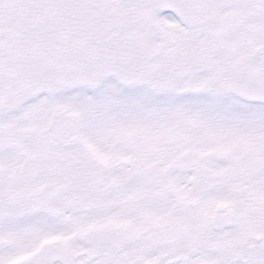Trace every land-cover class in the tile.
I'll return each instance as SVG.
<instances>
[{
	"label": "snow or ice",
	"instance_id": "snow-or-ice-1",
	"mask_svg": "<svg viewBox=\"0 0 264 264\" xmlns=\"http://www.w3.org/2000/svg\"><path fill=\"white\" fill-rule=\"evenodd\" d=\"M0 264H264V0H0Z\"/></svg>",
	"mask_w": 264,
	"mask_h": 264
}]
</instances>
